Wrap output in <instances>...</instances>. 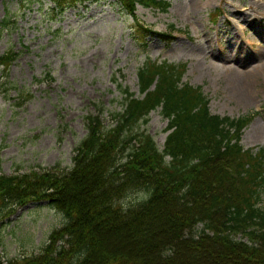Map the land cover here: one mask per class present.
I'll return each mask as SVG.
<instances>
[{
	"label": "rangeland",
	"instance_id": "obj_1",
	"mask_svg": "<svg viewBox=\"0 0 264 264\" xmlns=\"http://www.w3.org/2000/svg\"><path fill=\"white\" fill-rule=\"evenodd\" d=\"M116 1L86 0L60 14L49 0H0V58L13 55L0 64L2 172L56 165L70 170L74 148L88 132L85 116L98 113L106 126H114L113 114L124 109L118 82L139 94L137 72L148 58L187 62L183 81L202 87L213 113L258 112L242 144L264 146V67L256 69L264 60L259 53L264 0H167L171 6L165 12L139 5L136 14L145 26L171 34L169 40L139 32L133 16ZM167 123L158 108L141 126L160 149ZM145 194L130 193L123 203L133 205ZM10 219L0 222V264L38 254L65 222L64 214L46 202L19 207ZM165 223L161 212L136 233L105 237L98 249L135 251L156 260L158 252L138 239H170ZM202 227L195 228L196 235ZM192 255L181 250L172 264H234L225 257L207 261L205 254L196 260Z\"/></svg>",
	"mask_w": 264,
	"mask_h": 264
},
{
	"label": "trees",
	"instance_id": "obj_2",
	"mask_svg": "<svg viewBox=\"0 0 264 264\" xmlns=\"http://www.w3.org/2000/svg\"><path fill=\"white\" fill-rule=\"evenodd\" d=\"M50 1L62 14L86 0ZM116 2L133 16L139 32L172 38L146 27L136 14L138 5L165 12L169 1ZM6 56L0 64L13 57ZM186 71V62L148 58L137 72L139 95L118 82L124 109L113 114L111 127L98 113L85 116L88 133L74 148L70 170L59 165L11 174L0 170V222L9 223L19 207L42 201L65 217L39 254L11 258L8 264H172L184 249L194 260L205 254L207 261L225 257L234 264H264V147L241 144L255 114L212 113L202 87L183 81ZM157 108L168 120L162 150L141 129ZM140 191L146 194L133 205L123 203ZM161 212L170 239H138L158 252L156 260L129 250L99 251L105 237L136 233ZM199 223L203 229L197 237Z\"/></svg>",
	"mask_w": 264,
	"mask_h": 264
},
{
	"label": "bare ground",
	"instance_id": "obj_3",
	"mask_svg": "<svg viewBox=\"0 0 264 264\" xmlns=\"http://www.w3.org/2000/svg\"><path fill=\"white\" fill-rule=\"evenodd\" d=\"M263 52H264V50H261V51L259 52V53H261L260 56L263 54ZM260 67H261V68L264 67V60H262V62L259 63V64L257 65L256 69L258 70V69H260ZM245 90L248 91V92L250 91V89H249L248 87L245 88Z\"/></svg>",
	"mask_w": 264,
	"mask_h": 264
}]
</instances>
